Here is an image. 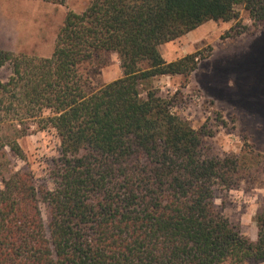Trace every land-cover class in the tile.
<instances>
[{
	"label": "trees",
	"instance_id": "1",
	"mask_svg": "<svg viewBox=\"0 0 264 264\" xmlns=\"http://www.w3.org/2000/svg\"><path fill=\"white\" fill-rule=\"evenodd\" d=\"M237 6L264 26V0H91L66 14L50 58L0 50V70L11 68L0 150L26 161L18 141L33 125L60 140L53 189L28 169L2 178L0 264H264V207L254 241L216 205L240 181L241 157L208 153L212 128H193L147 86L189 78L207 57L168 62L160 47L238 19ZM111 53L123 76L92 89Z\"/></svg>",
	"mask_w": 264,
	"mask_h": 264
},
{
	"label": "rangeland",
	"instance_id": "2",
	"mask_svg": "<svg viewBox=\"0 0 264 264\" xmlns=\"http://www.w3.org/2000/svg\"><path fill=\"white\" fill-rule=\"evenodd\" d=\"M90 1L66 0L61 5L59 0H0V50L50 58L66 14L70 10L83 12ZM236 11V20L210 21L163 44L160 51L168 62L195 52L207 58L189 78L159 76L147 86L175 103L173 113L193 128L204 124L212 128L214 136L205 140L208 153L241 157L244 170L240 181L231 190H218L216 205L251 238L256 231L255 216L264 207V26L254 25L243 6H237ZM235 32L241 34L234 36ZM103 62L91 80L92 89L123 76L116 54H106ZM10 75V66L2 68L0 81L7 82ZM18 142L26 161L8 147L0 150V188L4 176L28 169L40 184L53 189L50 169L60 150L55 132L37 131L33 125L30 135ZM41 207L47 218L45 205Z\"/></svg>",
	"mask_w": 264,
	"mask_h": 264
},
{
	"label": "crops",
	"instance_id": "3",
	"mask_svg": "<svg viewBox=\"0 0 264 264\" xmlns=\"http://www.w3.org/2000/svg\"><path fill=\"white\" fill-rule=\"evenodd\" d=\"M191 33V32H190ZM4 36H6V32L4 33ZM161 48V47H160ZM162 53V52H161ZM175 60H177V59H175ZM255 226H256V231H255V234H254V236H251V239L252 240H257V237H258V229H257V225H256V223H255Z\"/></svg>",
	"mask_w": 264,
	"mask_h": 264
}]
</instances>
